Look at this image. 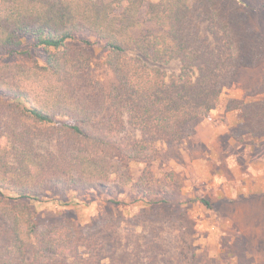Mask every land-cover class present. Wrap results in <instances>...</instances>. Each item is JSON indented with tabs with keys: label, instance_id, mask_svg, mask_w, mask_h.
<instances>
[{
	"label": "trees",
	"instance_id": "1",
	"mask_svg": "<svg viewBox=\"0 0 264 264\" xmlns=\"http://www.w3.org/2000/svg\"><path fill=\"white\" fill-rule=\"evenodd\" d=\"M209 2L224 44L200 36L187 0H0V56L30 59L0 65V264H81L90 247L81 228L39 226L34 207L48 187L101 189L116 205L129 187L131 203L144 202L150 193L131 165L149 167L150 141L179 145L189 122L220 107L240 113L237 141L264 138V101L222 98L238 70L264 63V42L236 0ZM83 31L106 51V80L92 76L90 43L71 45ZM175 61L179 73L167 77L162 68ZM126 125L140 137L124 140Z\"/></svg>",
	"mask_w": 264,
	"mask_h": 264
},
{
	"label": "rangeland",
	"instance_id": "2",
	"mask_svg": "<svg viewBox=\"0 0 264 264\" xmlns=\"http://www.w3.org/2000/svg\"><path fill=\"white\" fill-rule=\"evenodd\" d=\"M187 5L200 36L213 45L224 44L209 0H187ZM235 6L242 23L264 42V0H236ZM82 41L90 43L93 78L108 79L110 71L99 65L106 51L87 31L76 34L71 45L79 47ZM30 52L43 57L38 49ZM29 61L23 55L0 56V65ZM179 68L175 61L162 69L169 77ZM263 80L264 63L241 68L222 98L264 101V93L254 94ZM239 123L238 111L225 113L220 107L208 118L189 122L179 145L150 141L156 155L149 167L131 165L132 179L142 176L150 193L144 202L131 203L129 187L114 195L117 205L101 189L46 188L34 207L40 228L63 220L81 228V243L90 245L78 254L81 264L86 259L91 264H264V138L244 135L237 141L233 132ZM120 136L140 137L128 125ZM39 145L53 147L45 141Z\"/></svg>",
	"mask_w": 264,
	"mask_h": 264
},
{
	"label": "crops",
	"instance_id": "3",
	"mask_svg": "<svg viewBox=\"0 0 264 264\" xmlns=\"http://www.w3.org/2000/svg\"><path fill=\"white\" fill-rule=\"evenodd\" d=\"M213 113V112H212ZM230 113V112H229Z\"/></svg>",
	"mask_w": 264,
	"mask_h": 264
}]
</instances>
